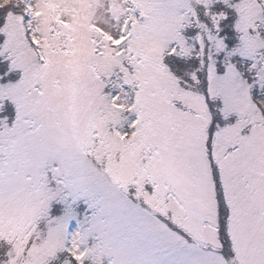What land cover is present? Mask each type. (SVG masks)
<instances>
[{
	"label": "snow or ice",
	"instance_id": "snow-or-ice-1",
	"mask_svg": "<svg viewBox=\"0 0 264 264\" xmlns=\"http://www.w3.org/2000/svg\"><path fill=\"white\" fill-rule=\"evenodd\" d=\"M0 264H264V0H0Z\"/></svg>",
	"mask_w": 264,
	"mask_h": 264
}]
</instances>
